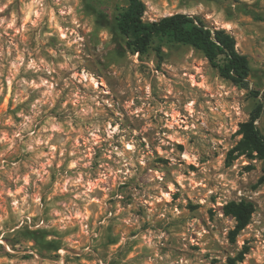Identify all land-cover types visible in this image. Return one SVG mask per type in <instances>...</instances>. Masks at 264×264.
<instances>
[{"label":"clouds","instance_id":"clouds-1","mask_svg":"<svg viewBox=\"0 0 264 264\" xmlns=\"http://www.w3.org/2000/svg\"><path fill=\"white\" fill-rule=\"evenodd\" d=\"M88 2L33 0L29 4L26 0H0V13L4 14L0 15V37L9 28L15 36L18 28L24 43L23 51L13 47L10 52L0 45V97L13 83L16 85L12 108L17 109L15 116L20 118L17 122L7 109L0 108V157L29 154L10 175L5 169L4 175L26 180L20 172L23 167L27 177H34L32 186L37 189L36 195L29 197L28 184H24V194L15 201L18 207L13 208L16 219L23 224V213L29 217L41 215L38 181L47 183L53 172L65 174L49 200L58 192L70 191L73 199L78 195L86 201V207L91 203L92 191L87 181L93 180L92 188H97L100 184L94 178L98 177L107 187L100 198L105 210L108 206L104 199L118 184L132 182L139 174L150 183L137 191L138 181L132 182L133 201L125 208L117 205L119 226L114 234L120 239L107 249L113 255L118 249L126 251L131 242L128 233L145 222L144 216L135 214L142 205H153L145 214L153 226H166L169 219L179 218L180 213L166 204L156 207L158 200L165 199L163 188L175 193V181H179L182 190H191L196 202L203 204L202 218H207L209 208L214 209L215 218L209 220L212 227L206 230L199 220L193 221L199 225L197 241L186 235L187 228L149 231L134 238L139 241L137 259L126 255L122 264H200V255L191 251L193 243L201 245V253L205 245L218 249L214 254L219 256L220 264H226L228 258L234 264H264V159L248 158L253 145L259 147L264 141V0H96L110 21L102 28L94 24L92 17L73 11ZM35 7L39 8V18L35 11L29 12ZM180 14L185 18L170 19ZM209 14L221 29L228 26L227 34L238 41L237 51L253 61L251 70L246 69L247 76L233 69L242 86L226 80L223 70L213 68L202 51L186 46L178 53L172 40L163 34L164 28L178 22L189 28L199 27L196 22ZM45 16L51 18V23ZM117 17L146 26L145 35H136L140 27L121 30ZM60 24L65 25L62 31ZM45 26L51 31L43 32ZM210 27L215 41V25ZM53 35L57 37L54 45L49 44ZM61 36L67 38L60 39ZM33 38L34 47L30 44ZM202 38L207 42V35ZM141 44H147V51ZM216 62L227 63L222 57ZM193 69L195 78L191 75ZM106 93L109 99L104 98ZM213 96L215 101L210 103ZM157 99L163 103H157ZM110 113H115L116 119ZM157 113L165 115L157 117ZM125 116L131 117L140 139L132 135V129L126 126L122 130L117 124V119ZM241 122L246 127H240L237 134ZM177 144L184 145L183 152L177 150ZM236 145L241 146L239 151L229 158ZM156 153L168 163H157ZM96 163L99 167H95ZM245 164L251 169L245 170ZM189 165H196L198 171L191 172ZM81 180L84 191L79 190ZM242 203L254 207V211L249 210L250 219L241 216L244 208L224 207ZM70 207L75 210V203L70 202ZM52 214H57L55 205ZM7 218L0 216V230ZM58 225L70 226L55 220L44 223L41 219L35 227ZM12 234L16 235L15 229ZM15 247L18 252L32 250L33 241L22 239ZM4 248L12 251L7 244ZM177 250L181 255H175ZM16 264L36 262L17 257ZM58 264H64V260Z\"/></svg>","mask_w":264,"mask_h":264},{"label":"rangeland","instance_id":"rangeland-1","mask_svg":"<svg viewBox=\"0 0 264 264\" xmlns=\"http://www.w3.org/2000/svg\"><path fill=\"white\" fill-rule=\"evenodd\" d=\"M26 2L32 4L33 0H26ZM32 11H35L36 18H39V8H30L29 12L31 13ZM73 11L81 12L86 17H92L93 22L97 27L102 28L106 26V24L110 23L107 13L100 9L96 3V0H89L88 3H83V6L78 10L73 9ZM0 15L4 14L0 13ZM59 15L60 12L57 11V16ZM77 18H79V16ZM44 19L51 23L50 17L45 16ZM205 21L208 26L214 24L215 28H220L219 22H213L210 14L205 18ZM64 27V24H60L59 30L62 31ZM69 27L74 28L75 26L69 25ZM224 28L227 29L228 26L225 25ZM0 31H2V29H0ZM48 31H51V29L45 26L43 28V32L46 33ZM79 31L81 35L84 34L82 28L79 29ZM11 33L12 29L9 28L8 32L5 33L3 37H0V45H2L5 50L10 52L12 51L13 47L23 51L24 43L20 38L19 29L17 28L15 36L11 35ZM66 38V36L60 37V39ZM56 42L57 37L55 35L50 37L49 44L54 45ZM30 44L33 47L35 46L34 38L30 41ZM186 46L190 45L173 43V47L178 53L183 47ZM12 54L16 55L15 52H12ZM250 62L252 67L253 61L250 60ZM212 67L215 68L213 65ZM88 70L89 69L87 68L84 69V71ZM195 71L196 70L193 69V72L191 73L193 78H195ZM138 74L139 73H137V75ZM233 85L235 86V84ZM15 87L16 85L13 83L11 89L6 91V95L0 97V108L7 109L10 116L19 122L20 118L15 116L17 109L12 108V92L15 90ZM81 87L83 86L81 85ZM98 87L103 89L104 86L98 85ZM153 95L155 97L156 94L153 93ZM104 98L109 99L110 94L106 93ZM165 99L169 98L165 97ZM214 101L215 97L213 96L210 98L209 102L211 103ZM156 102L162 104L163 100L157 99ZM110 115L113 117V119H116L115 113H110ZM164 115V113H157V117H163ZM183 115L184 113L181 112V118H183ZM167 118L171 119L170 116ZM242 123L243 122H241V125ZM117 124H119L122 130H126V126L127 128L132 129V135L137 139H140V137H138L136 134V125L133 124L131 117L125 116L123 120L117 119ZM241 125L238 127L237 134H239ZM113 127H116V124H114ZM4 131L8 132L9 136L11 135V133L8 131V128H5ZM164 131L170 132L169 129H164ZM141 146L143 147L144 144ZM117 147H119V145H117ZM176 148L177 150L183 152L184 145L177 144ZM234 148L230 150L229 158H233L234 154L237 152L234 151ZM28 155L29 154L27 153H13L0 157V179L3 180V183H0V216L7 215L8 217L7 220L2 221L3 230H0V240L3 241V243H0V264H16L17 257H19V260L26 262L35 261L36 264H58L61 259L64 260V264H122V260L126 255H132L134 260L137 259L135 253L139 251L136 249V244L139 243V241L134 238L140 235H146L149 231H156L157 228L161 231L166 230V228L170 229L173 227L187 228L188 230L186 235H188L190 240L197 241L199 239L197 235V232L199 231V225H194L193 221L199 220L200 225H204L206 230L212 227V225L209 223V220H214L215 218L214 209L209 208L207 218H202L204 215L201 212L203 204L196 202L195 197L191 194V190H182L179 181H175L177 191L173 193L170 188L164 187L162 195L165 197V199L162 201L158 200L156 207L159 208L160 205L166 204L168 207L174 208L175 211L180 213L179 218L169 219V222L166 226H161L159 224L153 226L147 222V216L145 215L147 210L151 209L153 205L151 203L142 205L135 214L138 216H144L145 222L141 224L139 229L130 231L128 233L131 242L128 244L126 251L120 252L118 249L117 254L109 255L107 252L108 247L118 244L120 239L119 235L114 234L116 232V228L119 226L118 218L115 215L117 211V205H119L121 208H125L128 203L133 201L134 197L130 192V185L132 182L138 181L136 185L137 191H141L142 188H147L150 182L147 181L144 176L138 174L137 177H133L132 182L118 184L116 190L104 199V204L108 206L105 210L103 204L100 203V198L107 191V187L104 182L99 181L98 177L94 178L96 182L100 184V186L97 188H92L94 182L93 180L87 181L88 188L92 189V191L89 192L91 203H88L86 207V201L81 200L78 195L75 199H73L70 191L58 192L56 196H53L52 199L49 200V196L51 195L54 186H58L61 182L60 177L65 174L63 172L51 173L50 179L47 183H45L43 180L38 181L39 195L37 199L39 205L41 206V215L29 217L28 213L25 212L23 213V219L25 222L20 224V221L16 219L13 213V208L18 207L15 201L20 200L21 196H23L24 184L26 182L29 188V197L36 195L37 189L32 186V180L34 177H27L25 169L21 167L20 172L25 174L26 180L9 179L8 176L4 175V170L6 169L10 175L14 169V166L18 164L22 165L26 161ZM155 155L158 158L156 161L157 163H168V161L164 160L162 157H159V153H156ZM41 166H43V164ZM52 167L55 168L54 163ZM95 167H99V164L96 163ZM251 167L252 166L248 164L244 165L245 170H250ZM189 170L193 173L198 171L196 165H189ZM45 171L47 174L48 170L45 169ZM157 171H159V169H157ZM262 182H264L263 177ZM83 183L84 181L81 180V187L79 189L80 191L85 190L83 188ZM63 184L65 188L69 187L67 181H64ZM5 186L7 191H5ZM13 193H15V198ZM97 193L100 195H97ZM213 196H215V194H213ZM31 202L32 201L30 200L29 203ZM70 202L75 203V210L70 207ZM213 203H215V200H213ZM5 204L7 207L4 206ZM52 205H55V212L57 213L55 216L52 214ZM93 209H95V211ZM170 215L171 214L169 213V217ZM120 216L124 217V214L121 213ZM41 219H43L44 223H49V221L55 220L59 222V224L70 226L60 227L58 225L56 227L45 229L36 228V223H38ZM29 224H31L32 227H29ZM17 225H19V227ZM193 228H195L196 231H193ZM13 229H15L16 235L12 234ZM49 236L53 237V239H48ZM69 237H71L70 240L68 239ZM22 239L33 241L32 250L24 249L22 252L17 251L15 245L21 243ZM216 243L218 244V241ZM5 244H7L8 247L12 249L11 252H8L4 248ZM190 247L194 255H200V264H220L219 256L214 254L218 251V249L209 248L207 245H205V250L203 253H201V245L199 243H193ZM145 251H147V249ZM175 255H181L180 251L177 250ZM141 256H143V253H141ZM228 259L226 264H228Z\"/></svg>","mask_w":264,"mask_h":264},{"label":"trees","instance_id":"trees-1","mask_svg":"<svg viewBox=\"0 0 264 264\" xmlns=\"http://www.w3.org/2000/svg\"><path fill=\"white\" fill-rule=\"evenodd\" d=\"M185 17L183 14H180L178 16H174L170 19H177L180 21L181 19H184ZM117 19L120 21L118 27L123 30L125 28H128L129 30H132L133 28L140 27V31L136 33L137 36H143L145 35L144 27L146 26H139L134 25L131 22V19H123L120 17H117ZM196 24L199 25V27H196V25H193L191 28H189L186 24L183 23H177L175 26H169L167 28L163 29V34L170 38L173 43H181L184 45H190L204 53L205 56L208 57L210 63L215 68H220L223 70V75L226 80L231 81L235 85L242 86L241 82L236 80L235 75L233 74V69L239 71L240 75L247 76L248 72L251 70V62L250 58L247 54L241 55L237 51V40L227 34L226 28H215V36L216 39L213 41V29L212 27L208 26L205 20L197 21ZM203 35H207L208 40L205 42V40L202 38ZM140 47L144 48L145 51H147V44H141ZM227 50V51H226ZM136 51H139V49H136ZM133 53H136L135 51ZM141 55H144V52L140 53ZM223 58L224 61H227V63H217L218 58ZM231 57H234V59H231ZM258 94V93H257ZM241 127H246L242 123ZM240 145H237L234 148V151H239ZM249 157L251 159L260 158L264 159V141H261L259 143V147H257L255 144L253 145V151L249 153ZM264 179V177H263ZM244 208L245 211L241 213V216H246L248 219H250V212L249 210L254 211V207L252 205H244L243 203L239 206L237 205H226L225 208ZM228 264H234V261L232 258L228 259Z\"/></svg>","mask_w":264,"mask_h":264}]
</instances>
